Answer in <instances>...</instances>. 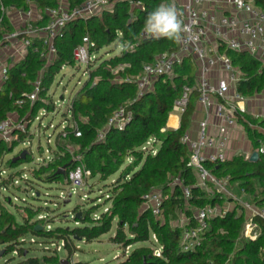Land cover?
<instances>
[{"label": "trees", "instance_id": "trees-1", "mask_svg": "<svg viewBox=\"0 0 264 264\" xmlns=\"http://www.w3.org/2000/svg\"><path fill=\"white\" fill-rule=\"evenodd\" d=\"M83 0H69L70 5ZM143 9L130 11L125 4H116L112 13L105 12L100 18L90 17L87 20H74L63 29L62 35L54 40L56 56L54 62L45 66V61L38 53L28 51L25 58L11 66L7 80L0 90V121L7 113L17 111L20 120L31 122L38 109L48 108L45 102L47 90L54 76L63 65H74L73 50L88 35L95 43L98 52L103 46L114 41L120 43L118 55L99 59L100 62L89 64L88 78L76 91L70 100L68 111L72 121L76 123L80 136L75 137L71 127L66 128L57 136L55 156L46 164L39 163L31 171V178L40 182H59L66 184L67 172L75 165V157H79L85 169L90 171V177L98 176L107 183L108 191L105 202H109L106 212L102 211L92 217V211H72L74 227L45 228L40 221L34 219L39 210H28L22 216V222L17 223L12 215L0 210V244L1 257L14 253L20 258L17 264H55L59 260L56 249H50V255L42 258L28 256V248L24 247L27 233L43 242L57 243L63 241L68 264L71 261L76 246L74 240L91 242L107 233L116 220V229L110 242L120 245L123 252L127 246L149 241L151 233L155 234L161 245V256L156 257L151 247L136 246L130 252L123 253L119 264H264V258L259 254L264 246V222L259 219L262 232L255 241L242 237L244 213L236 209L227 211L222 217L209 221V228L201 234L200 243L193 249L184 251L182 235L184 229L172 225L178 212L192 216V208L205 205H222V199L210 196L195 185L190 167L187 165L188 149L182 143L181 137L188 129L190 117L194 111L197 93L193 91L186 108L180 114L179 126L176 129L166 128L172 105L181 95L183 85H193L195 66L189 58H184L181 65L174 70L172 78L161 76L154 81L153 88L138 95L133 81H124L127 76L140 73L144 63L150 62L156 55L175 48V41L165 37H148L137 40L144 28L146 18L161 4L170 5L171 0H142ZM5 7L25 10L29 3L43 12L57 5V0H0ZM254 4L264 10V0H253ZM45 18L41 23L45 22ZM10 30L8 19L3 17L0 27V42L5 31ZM121 32V36L117 33ZM132 46V48H129ZM233 54L231 61L242 72V78L236 83V90L245 97L264 93V64L245 52ZM122 65V69L113 72ZM40 77L38 98L30 103L25 100L21 109L15 104L23 99L24 93L33 90L34 81ZM120 80H115L118 78ZM50 104V105H49ZM49 106H52L49 103ZM123 108L130 112L131 119L123 129L106 123L112 113ZM26 116V117H25ZM238 121L243 124L248 137L257 146V140H264V133L251 129L250 124L264 128V119L257 121L246 114H238ZM104 129V139L96 140V133ZM20 142L27 138V131H15ZM156 140V152L142 150V145L149 139ZM61 139L63 143H60ZM4 141L0 140V162L5 153ZM19 142V141H18ZM17 143V142H15ZM73 146L71 154L66 147ZM11 165L13 161H9ZM217 177L227 176L229 181L238 184L245 193L256 201L264 198V160L259 158L252 162L241 157L209 166ZM64 170V174L59 172ZM21 174L10 173L8 179ZM114 177V178H113ZM179 181V182H178ZM25 182L32 183L28 178ZM181 186L190 187V197L187 201L182 195ZM160 190L165 197L162 202V218L156 219L147 209H142L144 196L151 190ZM34 193H37L34 192ZM77 222V224H75ZM190 226L194 225L193 220ZM41 227V228H36ZM36 240V239H35ZM36 242V241H35ZM9 259L4 261L8 264Z\"/></svg>", "mask_w": 264, "mask_h": 264}, {"label": "built area", "instance_id": "built-area-1", "mask_svg": "<svg viewBox=\"0 0 264 264\" xmlns=\"http://www.w3.org/2000/svg\"><path fill=\"white\" fill-rule=\"evenodd\" d=\"M126 4L130 11L143 9L142 0H83L80 3L70 5L69 1L57 0V5L47 8L35 16L37 9L29 3L25 10L14 7H5L0 2V27L3 17L8 12H13L16 23L12 31L3 34L0 47L9 49L12 61H22L28 51L38 53L45 61V66L54 62L56 47L54 40L62 35L64 27L74 20H87L90 17H101L105 12L112 13L116 4ZM170 5L177 9L179 19L186 26L187 31L181 33V40L175 42V48L156 55L150 62L142 65L140 73L135 76H127L124 81H133L136 84L137 93L141 95L146 90L152 89L154 81L161 76L172 78L174 70L180 66L184 58H189L195 66L193 85H183L181 95L172 105V112L181 114L187 106L189 97L193 91L197 93V102L203 108H208L214 103V112L228 127L236 125V116L245 112L244 103L248 97L237 92L236 83L242 78V72L234 66L228 51L235 53L245 52L264 64V10L256 6L253 0H171ZM38 10V9H37ZM45 18V22L41 21ZM121 36V32L117 33ZM151 37L144 28L137 36V40ZM132 48V46H129ZM225 49L220 52L219 49ZM97 51L95 43L88 35L82 37V41L73 50L74 64H84L88 74L89 64L94 62ZM16 62V63H17ZM9 65L6 60L0 63V90L8 76ZM220 74V75H219ZM40 77L33 83V90L24 93L23 99L16 100L15 104L22 108L25 100L30 103L38 98ZM131 119L130 112L123 108L115 110L107 120L106 126L123 129ZM70 127L74 136H80L76 123L73 121ZM25 121H12L6 118L0 121V138L7 142L17 140L15 131H24ZM25 138L22 145H29ZM104 139V129L96 133V140ZM181 141L188 149L187 165L193 174L195 185L210 196L236 203L237 213H244V224L241 235L245 239L255 241L259 238L262 228L259 219L264 222V198L261 201H240L226 188L230 182L227 176L217 177L209 166L226 161L227 136L224 132L212 135L207 131L205 120L199 123L195 137L185 132ZM156 140L149 138L141 147L142 150L150 151L152 155L156 152ZM27 146H25L27 148ZM259 158L264 160V140L255 150ZM258 158V159H259ZM75 165L67 172L66 185L68 194L77 192V188L85 185L90 171L85 169L79 157H75ZM5 171L0 169V193L7 191L10 186L18 184L16 176L10 181ZM26 179L25 173L19 175ZM179 182V181H178ZM182 195L186 205L190 197V187L181 186ZM241 192H244L241 189ZM107 197V194H105ZM165 197L160 190L154 189L144 196L142 207L151 212L156 219L162 218V202ZM17 199V198H14ZM10 201V198H7ZM222 205H205L200 208H192V216H184L186 227L182 235V248L184 251L193 250L201 240V234L209 228V221L215 217H222L227 211ZM238 206V207H237ZM108 207L103 211L106 212ZM182 213V212H180ZM37 219H46V215H37ZM193 220L194 225L190 226ZM77 224V222L75 223ZM49 229L50 226L46 225ZM33 242V239H31ZM149 242L152 253L156 257L161 256V245L155 234L151 233ZM55 245V243H52ZM63 241L56 243L57 249L63 248ZM60 245V246H58ZM130 246L125 248L126 250ZM259 254L264 258V246L260 247ZM72 264V263H70Z\"/></svg>", "mask_w": 264, "mask_h": 264}, {"label": "rangeland", "instance_id": "rangeland-1", "mask_svg": "<svg viewBox=\"0 0 264 264\" xmlns=\"http://www.w3.org/2000/svg\"><path fill=\"white\" fill-rule=\"evenodd\" d=\"M11 18H14L13 15H11ZM120 49L121 46L118 41L101 47L94 62L91 64L97 65L101 59L118 55ZM237 54L235 53L234 56ZM227 55L231 58L233 54L228 53ZM122 68V65L117 66L113 72ZM87 76L86 67L82 63H75L73 66H61L47 90L48 98L44 99L46 103H51L52 106L47 104L48 108L36 111L31 122L25 121V131L27 133L24 135L27 136L30 146L22 145L20 138H18L20 137L19 135H17V140H13L12 142L3 140L5 153L2 155L0 169L5 171L4 176L10 173H25L27 175L26 179L28 178L32 182H25L24 179L20 178L19 174L16 176L18 184L10 186L7 191L0 193V210L10 213L17 223L22 222V216L26 214L24 211L28 213V210L22 208L25 207L27 209L39 210L36 213L37 215H46L45 221H40L45 228L46 225H49L53 229L57 227L72 228L75 226L72 220V211L74 209L80 214L81 212L91 210V216L94 217L110 204L109 202H105V194L108 191L106 185L111 178L108 179L107 183H104L98 179V176H89L85 181V185L81 188L78 187L76 189L77 192L72 195L68 194L67 185L61 181L40 182L31 178V171L36 169L39 163L46 164L51 161L59 149L56 144L58 134L66 126L70 127L73 122L68 111L70 100L86 81ZM115 80L120 79L118 77ZM58 141L63 143L61 139H58ZM74 149L71 145L66 147V150L71 154L74 152ZM24 150L27 153L22 158L20 155ZM10 160L15 161L13 165L9 162ZM36 191L37 193H34ZM7 198H10V201ZM37 215L34 216L33 220L37 219ZM180 218L181 215L178 212L177 218L171 221L172 225L183 226L179 220ZM115 229L116 220H113L110 230L98 239L91 242L74 240L73 245L77 249L73 253L71 261L77 264H119L123 258V253L130 252L134 247L140 245L151 247L150 242L146 241L133 244L126 252L125 249L123 252L120 245L110 242V237L114 235ZM24 238V247L28 248V256H35L40 259L44 255H50V249L55 248L58 260H67L66 251L63 248L57 249L56 243L55 245L52 244V240L43 242L42 238H37L31 233H27ZM31 239H33V242ZM2 248L3 246L0 244V251H2ZM7 259H9L8 264H17L20 260L14 253H7L0 258V264H4V261Z\"/></svg>", "mask_w": 264, "mask_h": 264}, {"label": "crops", "instance_id": "crops-1", "mask_svg": "<svg viewBox=\"0 0 264 264\" xmlns=\"http://www.w3.org/2000/svg\"><path fill=\"white\" fill-rule=\"evenodd\" d=\"M69 1V0H66ZM7 19L10 25V30L12 31L14 29V26L17 21L16 17L11 18V15H14L13 12H8ZM35 16L39 15V10H35L34 12ZM7 32V31H5ZM4 32V33H5ZM1 46V45H0ZM9 49L0 47V63L6 62L9 63V65L13 66L16 64L17 61H12L9 55L12 53V47L9 46ZM224 49L220 48L219 51L223 52ZM10 66V67H11ZM220 75V74H219ZM3 86V83L1 84ZM3 88V87H1ZM245 112L242 114H246L250 116L253 119H257V121L264 119V93H257L251 97H248L247 100L244 103ZM173 117L174 121L173 123H169L170 118ZM6 118L11 119L12 121H21L19 118V114L17 111L9 112L7 113ZM5 118V119H6ZM236 125L232 127H228L219 117L215 115L214 112V103L210 105L208 108H203L198 102L195 103L194 111L190 117V123L188 126V129L186 132L190 134L191 137H195L198 131L199 123L203 120L207 122V131L212 134L216 135L218 132H224L227 136V150H226V160L230 161L235 157H241L245 160H249V157L253 151L256 150L259 143L261 141L257 140V146H255L252 142V140L248 137L247 132L245 130V127L243 124H241L238 121V118L236 116ZM180 121V114L171 112L167 118L166 122V128L168 129H176L179 126ZM251 129H256L258 132L264 133V128L259 127L257 124H250ZM1 140V138H0ZM224 177V176H222ZM227 190L235 196L240 201H253L254 197H250L247 193L241 192V187L236 183L229 182L226 185ZM222 207H225V209H233L236 207V203L232 201L225 200L223 202ZM144 209V207H142ZM181 218L179 219L183 226H180L182 229H185L186 223L184 221V214L180 213Z\"/></svg>", "mask_w": 264, "mask_h": 264}, {"label": "clouds", "instance_id": "clouds-1", "mask_svg": "<svg viewBox=\"0 0 264 264\" xmlns=\"http://www.w3.org/2000/svg\"><path fill=\"white\" fill-rule=\"evenodd\" d=\"M144 31L151 37H165L179 42L181 33L187 31V28L179 19L174 5L161 4L149 13L144 24Z\"/></svg>", "mask_w": 264, "mask_h": 264}, {"label": "water", "instance_id": "water-1", "mask_svg": "<svg viewBox=\"0 0 264 264\" xmlns=\"http://www.w3.org/2000/svg\"><path fill=\"white\" fill-rule=\"evenodd\" d=\"M25 153H27L26 150L22 151L20 157L23 158L24 155H25ZM258 158H259V157H258L257 152H256V151H253V152L251 153L250 157H249V161L255 162V161L258 160ZM59 172H60L61 174H64V170H63V169H60ZM79 216H80V213H77V214H76V217H79ZM36 228H41V227H36ZM1 253H2V252H0V255H1ZM55 264H68V260H66V259H60V260H59L57 263H55Z\"/></svg>", "mask_w": 264, "mask_h": 264}, {"label": "bare ground", "instance_id": "bare-ground-1", "mask_svg": "<svg viewBox=\"0 0 264 264\" xmlns=\"http://www.w3.org/2000/svg\"><path fill=\"white\" fill-rule=\"evenodd\" d=\"M173 121H174V118L171 117L170 120H169V123H173Z\"/></svg>", "mask_w": 264, "mask_h": 264}]
</instances>
